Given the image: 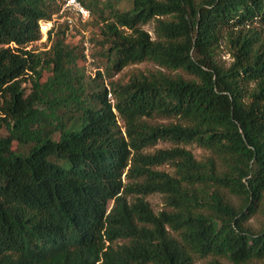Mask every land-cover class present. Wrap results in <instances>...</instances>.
Masks as SVG:
<instances>
[{
	"label": "trees",
	"instance_id": "obj_1",
	"mask_svg": "<svg viewBox=\"0 0 264 264\" xmlns=\"http://www.w3.org/2000/svg\"><path fill=\"white\" fill-rule=\"evenodd\" d=\"M80 1L93 76L66 24L27 48L59 0H0V264H264V0Z\"/></svg>",
	"mask_w": 264,
	"mask_h": 264
},
{
	"label": "rangeland",
	"instance_id": "obj_2",
	"mask_svg": "<svg viewBox=\"0 0 264 264\" xmlns=\"http://www.w3.org/2000/svg\"><path fill=\"white\" fill-rule=\"evenodd\" d=\"M86 1H91V0H86ZM102 1H107V0H102ZM117 2H119V5L122 8H127L130 4L129 0H117ZM60 24H63V23H56L55 21H52V20L49 21L46 26H44V24L42 23L41 25H43V27L40 28V38L37 41L30 43L27 46V48L33 49L36 51L48 48V46L50 45L49 32L51 31V34H53V30H52L53 28L55 30L56 27L64 26V25H60ZM76 26L78 28H76ZM76 26L75 25H73L72 27L67 26L68 28L66 29V41L73 44V45L77 44L79 46H81V45L83 46L82 42L84 39H90L91 37H95V33H97V28H96V26H94V24L92 22H88L84 26H81L80 24H76ZM153 26H154V24L151 21L149 23L142 25V28L147 30L150 33V35L153 38H155ZM46 27H48V29H50V30H45ZM89 43H90L89 51L87 54H85V59L79 61V63H80V65H82V67L84 68L87 75L93 76L94 70L96 69V65L101 60L102 61L104 60V56L101 54H98L95 56H93V55L90 56L89 55L90 51L92 52V51L97 50V46H95L94 42H92L91 40H89ZM218 55H219V59L225 65L229 64V62L231 61V56H230L227 48L223 45L221 46V49L219 50ZM159 68L162 71H165L167 73H171V74L174 73V71H170L164 67H160L153 62L143 61V62L134 63V64H130V65L125 66L120 71H118L114 74L113 79H120L122 81H125L126 79H128V77L130 76V74L132 72L156 70ZM178 72H181V71H178ZM169 120L170 119H167V118L155 117V118L150 119L149 121L153 124H156V123L164 124V123H168ZM171 145L172 144L170 142H167V141H157L154 145L147 147L145 149V151L148 153H152L158 148H167V147H170ZM185 146H186V148L191 150V152L194 154V156L197 159H202L204 156H206L208 154V151L199 147L195 143L188 144ZM12 147L15 150L20 148L17 144H13ZM153 168L162 169V170H165L167 172L173 171L172 165L168 162L160 164V165H155V166H153ZM144 198L150 203V206L152 207V209L155 212L166 207L162 193L153 192V193L145 195ZM227 198L236 204L239 201L236 196H234L232 194H228V193H227ZM263 222H264V213H261V212L255 213L248 220V224L250 226H252L254 229L259 228ZM213 258L214 257H211V256L198 258L193 262V264H209V261ZM215 258H217V257H215ZM217 259L222 264H228L227 260L224 258L218 257Z\"/></svg>",
	"mask_w": 264,
	"mask_h": 264
},
{
	"label": "built area",
	"instance_id": "obj_3",
	"mask_svg": "<svg viewBox=\"0 0 264 264\" xmlns=\"http://www.w3.org/2000/svg\"><path fill=\"white\" fill-rule=\"evenodd\" d=\"M91 17L90 10L83 5L80 0H59V9L52 15L50 20H42L39 22V28L47 25L49 21H55L56 23H63L69 27L76 25L80 22H85ZM50 28V27H49ZM45 30H50L48 27ZM84 53L87 54L90 48L88 39H84L83 42Z\"/></svg>",
	"mask_w": 264,
	"mask_h": 264
}]
</instances>
